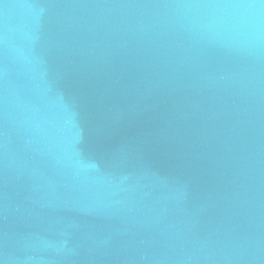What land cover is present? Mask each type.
Returning <instances> with one entry per match:
<instances>
[{
  "label": "water",
  "instance_id": "95a60500",
  "mask_svg": "<svg viewBox=\"0 0 264 264\" xmlns=\"http://www.w3.org/2000/svg\"><path fill=\"white\" fill-rule=\"evenodd\" d=\"M0 264H264V0H0Z\"/></svg>",
  "mask_w": 264,
  "mask_h": 264
}]
</instances>
